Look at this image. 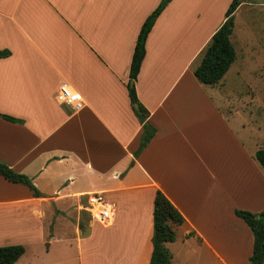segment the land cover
Segmentation results:
<instances>
[{"label":"crops","instance_id":"0c3cea01","mask_svg":"<svg viewBox=\"0 0 264 264\" xmlns=\"http://www.w3.org/2000/svg\"><path fill=\"white\" fill-rule=\"evenodd\" d=\"M201 1L172 0L148 36L135 88L157 132L136 157L144 130L129 96L130 69L141 29L162 0H0V52H9L0 59V115L19 121L0 116V161L42 193L0 175V247L36 238L76 244L50 264H85L91 239L100 264L85 208L89 195L103 193L116 210L106 235L123 245L111 250L112 264H150L157 191L185 218L167 244L172 264L192 249L228 264L224 252L241 249L246 235L251 241L235 211L262 212L264 183L259 148H250L253 128L241 116L243 94L228 91L238 56L216 85L195 76L233 0L205 8ZM64 85L82 97L81 110L58 100ZM68 217L74 239L58 234Z\"/></svg>","mask_w":264,"mask_h":264},{"label":"trees","instance_id":"16d2710c","mask_svg":"<svg viewBox=\"0 0 264 264\" xmlns=\"http://www.w3.org/2000/svg\"><path fill=\"white\" fill-rule=\"evenodd\" d=\"M171 1L172 0H162L158 8L147 18L139 34L133 54L128 90L133 107H135V105L139 106L138 109H135V113L144 130L139 150L135 154L136 157H138L151 142L157 130L148 121L149 112L138 99L135 82L138 79L146 55L148 36L156 20ZM241 4L242 0L232 1L225 15V22L214 34L211 43L205 50L200 66L195 70V76L202 84H218L236 60L237 52L231 41V35L234 27V14ZM8 56L9 52H0V59ZM0 116L10 122H19L12 117L5 115ZM255 158L264 169V148L259 149L256 152ZM0 175L11 183L27 186L31 189L35 197L42 196V193L34 185L31 178L15 172L7 164L1 161ZM235 214L247 224L253 233L254 244L253 253L250 257V264H264V210L260 213H253L251 211L237 209ZM153 217V253L150 264H172V254L168 249L167 244L175 242L177 238L176 227L184 224L185 218L161 191H157L155 196ZM25 251V247L22 245L0 247V264L17 263L25 254Z\"/></svg>","mask_w":264,"mask_h":264},{"label":"rangeland","instance_id":"374dc122","mask_svg":"<svg viewBox=\"0 0 264 264\" xmlns=\"http://www.w3.org/2000/svg\"><path fill=\"white\" fill-rule=\"evenodd\" d=\"M247 6L242 7L238 13L234 14V27L231 36V41L237 52V61L230 73L228 79L230 92H242L243 108L241 111L242 118L249 122L251 125L249 129L253 128V143L250 148L256 150L264 148V1L263 0H248ZM211 0H202L200 7H211ZM222 5L220 4V8ZM230 7V6H229ZM158 8V7H157ZM229 9V8H228ZM234 69H237V73ZM251 132V131H250ZM249 132V134H250ZM254 161L255 158H253ZM257 163V162H256ZM261 183H264V169L258 164ZM258 206H261L258 204ZM89 220L92 219L89 216ZM59 223L58 234L65 235L74 239L76 233L75 222L71 217L62 220ZM94 223L95 239L100 244V254L102 255L97 263L112 264L118 258H110L109 255L116 254L112 251L123 248L119 244V239L112 238L110 241L107 237V230L99 223ZM58 225V224H57ZM64 225V226H63ZM112 226V225H111ZM110 226V227H111ZM90 229L83 231V236L89 234ZM61 233V234H60ZM89 236V235H88ZM251 241L244 236V244L238 245L241 249L234 251L227 249L224 252L228 264H250V256L253 251V236L250 235ZM116 239V240H115ZM26 255L22 264H50L54 261L57 250L63 248H70L69 251L77 250L76 244L74 249L66 244L49 245L48 242L43 243L40 239L36 238L35 241L27 240ZM112 250V251H111ZM85 254V264H93L91 257L92 241L85 242L83 246ZM111 251V252H110ZM49 253V255H47ZM194 249L189 250L188 254H183L178 260L181 264H223L213 254L211 259H202L199 257ZM56 262V260L54 261Z\"/></svg>","mask_w":264,"mask_h":264},{"label":"built area","instance_id":"2783aa9c","mask_svg":"<svg viewBox=\"0 0 264 264\" xmlns=\"http://www.w3.org/2000/svg\"><path fill=\"white\" fill-rule=\"evenodd\" d=\"M58 100L75 111L81 110L85 105L82 97L66 85L60 88ZM87 202L85 210L91 215L94 222L105 227L114 223L116 217L115 207L106 199L103 193L89 195Z\"/></svg>","mask_w":264,"mask_h":264},{"label":"water","instance_id":"95a60500","mask_svg":"<svg viewBox=\"0 0 264 264\" xmlns=\"http://www.w3.org/2000/svg\"><path fill=\"white\" fill-rule=\"evenodd\" d=\"M139 108V106L138 105H135V109H138Z\"/></svg>","mask_w":264,"mask_h":264}]
</instances>
